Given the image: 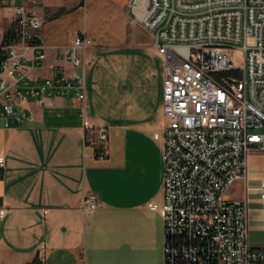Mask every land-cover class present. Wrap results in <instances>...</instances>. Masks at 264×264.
Masks as SVG:
<instances>
[{
    "label": "crops",
    "instance_id": "0c3cea01",
    "mask_svg": "<svg viewBox=\"0 0 264 264\" xmlns=\"http://www.w3.org/2000/svg\"><path fill=\"white\" fill-rule=\"evenodd\" d=\"M81 7L86 1L37 0L32 6L58 15L48 18L50 25ZM45 24L47 56L36 72L48 76L60 67L71 73L57 49L64 50L76 31L55 40L54 28ZM84 31V101L60 96L40 105L29 99L30 120L0 126V264H165L163 55L142 26L132 33L134 43ZM100 127L106 129L103 159L96 156ZM262 179L264 152L251 151L246 177L226 193L247 201L248 237L256 248H264ZM84 193L98 198L85 213Z\"/></svg>",
    "mask_w": 264,
    "mask_h": 264
},
{
    "label": "built area",
    "instance_id": "2783aa9c",
    "mask_svg": "<svg viewBox=\"0 0 264 264\" xmlns=\"http://www.w3.org/2000/svg\"><path fill=\"white\" fill-rule=\"evenodd\" d=\"M85 3L86 0H80ZM37 0H0V126L31 119L25 103L84 101V30L57 57L71 73L44 64V14ZM129 14L150 31L164 58L163 204L165 264H264L251 246L246 200L228 189L247 175V156L264 152V0H129ZM98 158L106 157L99 128ZM264 203V179L258 186ZM98 205L84 193L82 211Z\"/></svg>",
    "mask_w": 264,
    "mask_h": 264
},
{
    "label": "rangeland",
    "instance_id": "374dc122",
    "mask_svg": "<svg viewBox=\"0 0 264 264\" xmlns=\"http://www.w3.org/2000/svg\"><path fill=\"white\" fill-rule=\"evenodd\" d=\"M60 4L67 2V4L78 2V6H83V1L80 0H56ZM126 0H86V9L83 7L62 14L52 24L49 19L56 15L47 11L46 24L48 27H53L55 40H62L63 37H68L71 32L77 30L90 29L97 30L101 35H107L110 42L118 43L125 41V43H134L132 33L136 32L140 23L134 21L130 14L125 16L124 6ZM127 9V6H126ZM127 12V11H126ZM8 13L7 9H0V22L2 18ZM139 25V26H137ZM54 34V33H53ZM105 41V39H104ZM100 42V41H99ZM102 42V41H101ZM106 42V41H105ZM165 259V258H164Z\"/></svg>",
    "mask_w": 264,
    "mask_h": 264
},
{
    "label": "trees",
    "instance_id": "16d2710c",
    "mask_svg": "<svg viewBox=\"0 0 264 264\" xmlns=\"http://www.w3.org/2000/svg\"><path fill=\"white\" fill-rule=\"evenodd\" d=\"M58 15H55V17H57ZM3 176V168L0 167V178ZM29 264H38L37 259H34L31 263Z\"/></svg>",
    "mask_w": 264,
    "mask_h": 264
}]
</instances>
